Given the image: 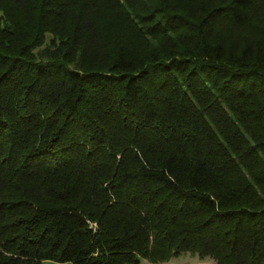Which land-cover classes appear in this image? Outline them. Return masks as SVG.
Segmentation results:
<instances>
[{
	"label": "trees",
	"instance_id": "1",
	"mask_svg": "<svg viewBox=\"0 0 264 264\" xmlns=\"http://www.w3.org/2000/svg\"><path fill=\"white\" fill-rule=\"evenodd\" d=\"M264 264V0H0V264Z\"/></svg>",
	"mask_w": 264,
	"mask_h": 264
},
{
	"label": "rangeland",
	"instance_id": "2",
	"mask_svg": "<svg viewBox=\"0 0 264 264\" xmlns=\"http://www.w3.org/2000/svg\"><path fill=\"white\" fill-rule=\"evenodd\" d=\"M143 264L150 263L144 261ZM161 264H215V262L210 259H200L199 257L189 253H183L180 256L173 258L170 262Z\"/></svg>",
	"mask_w": 264,
	"mask_h": 264
}]
</instances>
